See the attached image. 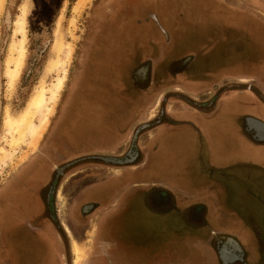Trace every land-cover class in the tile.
Returning a JSON list of instances; mask_svg holds the SVG:
<instances>
[{"label": "rangeland", "instance_id": "1", "mask_svg": "<svg viewBox=\"0 0 264 264\" xmlns=\"http://www.w3.org/2000/svg\"><path fill=\"white\" fill-rule=\"evenodd\" d=\"M77 1H4L0 12V148L13 156L0 162V190L16 177L24 175L29 179L27 166L35 164L40 154H46L50 135L55 141L59 138V152L64 157L83 151L105 152L109 144L115 152L122 142L127 145L137 127L147 123L148 116L153 119L157 115L161 101L167 109L174 103L175 108L166 118L181 124L158 127L159 132L146 148L151 152L149 169L137 176L164 185L170 193L177 181L174 175H185L183 165L187 162L194 169L197 151L202 147L205 151L200 157L212 167L233 168L227 170L229 178L225 184L218 185L223 189L225 186L219 196L221 217L224 222L229 221L219 228L221 233L233 235L245 247L251 241L254 246L250 228L264 215V145H250L241 137L238 125L243 117L264 123V0H89L81 11L74 12ZM22 4L28 7L26 55L17 80L6 92L5 62ZM93 11L96 16L91 26ZM95 23L102 37L96 35L97 30L92 31ZM56 33L64 47L72 44L73 51L55 113L34 149L22 144L11 151L10 137L3 127L5 110L12 116L19 114L41 84L50 86L60 74L59 70L47 73L48 62L54 58ZM64 52L59 55L61 61ZM159 61L168 68L167 73H180L187 68L189 72L169 78L163 68L160 74L156 70ZM93 65L98 68L97 80L110 83L106 97L91 95L89 91L80 96L74 90L81 81L87 84L93 80L92 73L86 70ZM141 65L149 68V86L145 82L137 85L133 79L135 69ZM248 90L251 94L238 93ZM158 94L162 98L155 106ZM212 95L219 97L214 106H218L215 118L200 120L199 116L204 115L201 104ZM77 97L82 100L80 113ZM68 98L73 103L64 107L70 102ZM178 104L183 106L182 110ZM142 118L143 122H137ZM183 122L200 125L207 136L195 135L197 141L191 145L193 132ZM58 123L61 131L56 135ZM146 130L140 135H147ZM195 148L197 155L190 160L189 153ZM56 207H61L58 200ZM233 219L237 220L235 224L230 223ZM157 226L158 223H148L145 218L140 223V229L148 233L156 232ZM68 241L69 258L74 260L72 241ZM33 251L34 246L28 249L27 256L18 254V264L32 259ZM40 255L43 257L42 249ZM50 262H55L54 252Z\"/></svg>", "mask_w": 264, "mask_h": 264}, {"label": "flooded vegetation", "instance_id": "2", "mask_svg": "<svg viewBox=\"0 0 264 264\" xmlns=\"http://www.w3.org/2000/svg\"><path fill=\"white\" fill-rule=\"evenodd\" d=\"M94 13L95 11L89 19L91 26L96 16ZM97 26L98 24L95 23L92 27V31L97 30L94 37H96L95 34L102 37L103 33ZM161 62L159 61V65L156 67L158 73L163 68L169 78L173 77L172 75L176 73H167L168 68L163 67L164 64ZM97 69L95 65L86 68L92 73L93 80L87 84L85 81H81L77 86L78 95L81 96L85 91H89L92 93L91 95L107 96L110 83L97 80L95 72ZM148 69V66L145 65L135 69L133 73L135 78L133 79L137 85L140 82L149 83ZM156 70L154 78L157 80ZM85 71L84 73H86ZM97 89H99L98 92ZM218 100L219 97L212 95L201 104L200 109L206 115L214 114L218 109V106L216 109L214 107ZM81 101L78 98V103L81 106L78 109L79 113L82 108ZM72 103L73 101L70 102V104ZM159 104L157 115L137 127L127 143L126 149L118 156L112 155V144H109V148L105 152L84 154L83 151L64 157L59 152L61 148L59 138H56L55 141V137L50 135L46 142V144L48 143L46 154L44 153L42 156L40 154L35 161V164L41 163L44 167L40 181L31 180L38 189L34 190V187L30 186L26 190V185L23 188L31 202L38 206V211L20 224L2 225L0 222V264H18L17 255L27 256L26 253L32 246H34L32 254L34 257L30 260L23 259L19 261V264H58V260L63 261L64 264H72L74 260L69 258L68 238L71 240L74 238L80 244V248L82 247L81 249L86 251L85 258L80 261L81 264H103L104 262L107 264H150L151 262L160 264L162 259L168 260L171 264L172 258H161L160 243L157 242L159 240L153 239V242H148L145 247V242L149 237L144 234L143 230L139 231L130 226L131 219L132 223L140 221L138 217L140 214L142 215V211L154 214L155 223L161 224L169 219L173 224L172 230L193 232L199 238H204L206 234L221 233L219 228L227 225L229 221L224 222L221 217L219 196H222L220 193H223L225 186L223 189L218 185L225 184V180L229 178L226 172L228 169L232 170V167L204 171V187L200 190L204 191L201 195V202L178 200V198L162 191L158 185L146 189L144 186H133L136 181L140 180L136 178L135 173V167L139 164L136 161L137 140L144 134L140 135V133L145 131L141 130L137 133V130L146 124L149 125L146 132L161 127V125L174 124V121L166 118L168 112L172 111L166 108L164 101ZM243 118L239 122H244L242 127L248 138L260 141L263 134H256V130L248 125ZM60 128L61 124L58 123L56 135L61 131ZM49 133L51 134V131ZM35 164L27 166L28 169L30 168L29 171L34 170L32 166ZM200 164L202 167L204 166V163ZM131 167L134 170H129ZM118 170L121 172L118 173ZM28 172L27 174H29ZM18 180L16 177L13 182H18ZM141 191H145L142 192L145 194L140 193ZM193 197L198 196L194 195ZM57 200L60 208L56 207ZM14 203L17 202L14 201ZM60 213L61 215H59ZM259 219V222L250 228V232L254 233L252 239L254 248L238 247L229 236H216L213 237V244L210 245L213 253V258H210V261L213 264H264V239H261V235H264V215ZM236 222L237 220L233 219L230 223L235 224ZM168 227L167 225L164 229H168ZM155 235L157 234L155 233ZM155 240L157 241L154 242ZM32 241L37 243L34 245ZM44 241L46 244L43 245ZM48 243H50L49 246ZM50 246L58 249V253L54 254L55 262L53 263L50 262ZM40 249H42L43 257L40 255ZM60 250H63V253H60Z\"/></svg>", "mask_w": 264, "mask_h": 264}, {"label": "crops", "instance_id": "3", "mask_svg": "<svg viewBox=\"0 0 264 264\" xmlns=\"http://www.w3.org/2000/svg\"><path fill=\"white\" fill-rule=\"evenodd\" d=\"M148 72H149V70H148ZM183 72L184 73L189 72V68H187L186 71L176 73L175 76H177L178 74H181ZM149 84L150 83H148L147 85L149 86ZM146 86H144V88ZM248 89H250V88H248ZM74 90L77 91V88L74 87ZM174 90H175V92H178V90L176 88H174ZM205 91H207V90H205ZM251 92H252L251 90H248V92L241 91L238 93L247 95V94H251ZM73 94H75V93H73ZM161 96H162L161 94L157 95L155 101L153 102V105L154 104H155V106L158 105V103L161 101V99H160V98H162ZM177 97L178 96H176V99H177ZM70 98H68V99L70 100ZM71 101H72V99L70 100V102ZM70 102L69 103L66 102L63 106L65 107L66 104L70 105ZM171 105L169 106L170 107L169 110L173 111V109L175 108L174 103H171ZM152 107H154V106H152ZM178 107L180 109L183 108V106H181L180 104H178ZM153 110H154V108H153ZM199 114H201V113H199ZM199 117H200V120L205 119L207 121H211V120H213L211 118L214 117V114L213 113L207 114V115L201 114ZM151 118H152L151 116L150 117L148 116L147 120H149ZM244 118H245V121H247L248 125H250L252 128H254V130H256V134L260 133V134L264 135V131L260 127H258L255 124H251L249 122L248 119H253V118H251V117H244ZM144 120L145 119L142 118V120L140 119L137 122H143ZM242 122H239V125H238V130L241 132V137L243 139L247 140V142H249L250 145H253V146L264 145V141L259 142V141H255L253 139L251 140L248 138L246 132H244V130H243L242 126H243L244 122L243 123ZM177 124L178 123L174 122L173 125L176 126ZM184 124H186V126H189L190 130L193 132V135L191 134V141H190L191 145L193 144V142L195 143L197 141V139L195 140V135H197V138L198 137L202 138V136H207V134H205L204 131L202 130L204 128L200 127V125H198V124L194 125V124L185 123V122H184ZM159 130H160V128H154L151 131H149L147 135L141 136L142 141L140 140L141 137L138 138V140H137L136 161H138L139 164L135 167V169H136L135 173H136V177L140 180L136 181V184H134L133 186L136 185V186L141 187V186H146L147 184H149L150 187H155L157 185L159 186L158 183L149 180L150 178H148V177L145 179L144 177L139 178L137 176L139 174L141 175V174L145 173L146 169L147 170L149 169V161H150L151 152L148 151L146 148H147V145L151 142L152 138H154L156 136V133L159 132ZM254 130H251V131L253 132ZM112 148H113V145H112ZM116 149L117 150L115 152H113V149L111 150L112 155H114V156H118L119 154L123 153L124 150L126 149V145H123V142H122V144H119V147H117ZM202 151H205V149H203L202 147L200 148L199 151H197L198 157H197V160L195 163L196 167L194 169H192L191 163L189 164L187 162L185 164V166L183 165V170H184L183 173H185V175H180V174L174 175V178L177 180L176 185L173 184V190H171L170 193L168 192L172 197H176V198H178V200H181V201H186V200H192V201L198 200L200 202L202 201L201 195L204 193V191H200V190H201V188L204 187L203 186L204 185L203 179H204V175H205L204 171H206V170H204V167L205 168L207 167V170L208 169L216 170V169L220 168V167H217V168L212 167L213 165H211L209 162H205L204 158L200 157L203 154ZM195 152H196V148L194 149V152H193V150L191 151L192 154L189 153L190 160H191L192 156L197 155V154H195ZM200 163H204V166L202 167ZM131 169H133V167L129 168V170H131ZM43 170H44V167L41 163L35 164L34 170H30L28 172L29 173L28 178L30 180L34 179V180L40 181V179L42 178ZM120 172H121V170H118V173H120ZM18 179H19L18 182H13V183L8 184L0 192V222L2 225H8L11 223L20 224L22 221L26 220L27 217H30V216L36 214L38 211V207L33 202H31L30 197L28 195H26L27 193L23 190L25 185L27 186V187H25V189L28 190V187L32 186L33 182L27 181L28 179H26L24 177V175H22ZM130 185L132 186V184H130ZM160 188L162 189V191L167 192V191H165L166 188L164 185L160 186ZM142 192H145V191H141L140 193H142ZM191 195H192V197H191ZM194 195H196L198 197H193ZM14 201H16L17 203L15 204ZM141 213H142V215L140 214L138 217V219L140 218V221L138 220V222L132 223V219H131L129 224L133 229L141 231L140 230V223L143 221L144 218L148 223H153L154 225L156 224L154 221V219H155V217L153 216L154 214L147 212L148 214L146 217L145 211H142ZM131 223H132V225H131ZM133 225L136 227H134ZM167 225L169 226L168 229H164V227ZM172 225L173 224L171 223V221L169 219H167V220H165V222H163V223L159 224V226H157L156 232L148 233V232H145L143 230L145 232L144 234L149 237V238H147L148 240L145 242V247H146V244H148V242H153V239L159 240V241L155 240L154 242L157 241L160 243V248H159L160 256H161V258H164V257L172 258L173 262L171 264H213L212 261H210V258H213V253H212V249H211L210 245L213 244L214 238L216 236L218 237L220 235H224V236L231 235V234L228 235L226 233H215L214 235L206 234L204 236V238H201V237L199 238L196 234H193V232H181L179 230H172ZM137 227H138V229H137ZM157 230H159V232H157ZM155 233L157 235H155ZM158 233H159V236H158ZM150 234H151V236H150ZM229 237H231L232 240L234 242H236L238 247L251 248V249L253 248V246L251 245V242L249 245H248V242H246L247 246L245 247L242 245V243L239 240H237L235 237H233V235H231ZM71 241H72V243L70 246H71V250H72V255L74 256L73 244H75L79 248H80V244L74 238H72ZM80 250H81V248H80ZM50 252H54V254L55 253L57 254L58 249L51 247ZM61 252L63 253V250H60V253ZM84 255H85V253L82 255V259L84 258ZM74 259H75V257H74ZM58 264H64V263H63V261L61 262L58 260ZM73 264H75V260H74ZM79 264H81V263L79 262ZM103 264H107V263L104 262ZM150 264H152V262ZM160 264H170V263L168 260L162 259Z\"/></svg>", "mask_w": 264, "mask_h": 264}, {"label": "bare ground", "instance_id": "4", "mask_svg": "<svg viewBox=\"0 0 264 264\" xmlns=\"http://www.w3.org/2000/svg\"><path fill=\"white\" fill-rule=\"evenodd\" d=\"M4 1L5 0H0V12L4 6ZM87 2H89V0H78L73 11H79ZM27 10V5L22 4L20 15L14 23L12 40L8 47V56L4 68L6 92H9L12 89L25 59ZM70 23L72 28H74L75 20H72ZM57 27L59 28V25H57ZM55 36V41L52 47L54 58L48 62L47 73L49 74L59 70L60 74H57L50 86L44 87V85L41 84L39 88L37 87L38 89L33 93L26 106L19 114L12 116L7 110H5L3 127L6 129L8 136L10 137V139L8 137V146L11 151L17 149L22 144L34 149L41 136L47 130L50 118L55 113L56 102L61 89L63 88L64 80L66 79L67 62L70 60L73 51L72 44H67V46L64 47L61 40L57 38V33ZM62 50L65 52L64 59L61 61L59 55L62 53ZM12 156V152H7L0 148V162H5L6 160L11 159ZM73 253L75 264H79L84 252L80 250L78 246L73 244Z\"/></svg>", "mask_w": 264, "mask_h": 264}, {"label": "water", "instance_id": "5", "mask_svg": "<svg viewBox=\"0 0 264 264\" xmlns=\"http://www.w3.org/2000/svg\"><path fill=\"white\" fill-rule=\"evenodd\" d=\"M249 120V122L251 123V124H255V125H257L258 127H260L263 131H264V124L262 123V122H260V121H257V120H255V119H248ZM149 127V125H144V126H142V127H140L138 130H137V133L139 132V131H141V130H145V129H147ZM262 141H264V135H263V137H261V139H260V141L259 142H262Z\"/></svg>", "mask_w": 264, "mask_h": 264}]
</instances>
